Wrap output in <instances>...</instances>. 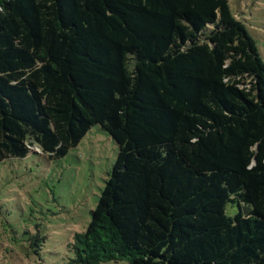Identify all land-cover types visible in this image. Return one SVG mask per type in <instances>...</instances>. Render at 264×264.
<instances>
[{"label": "trees", "instance_id": "obj_1", "mask_svg": "<svg viewBox=\"0 0 264 264\" xmlns=\"http://www.w3.org/2000/svg\"><path fill=\"white\" fill-rule=\"evenodd\" d=\"M93 126L118 152L67 264H264V61L228 0H0V162Z\"/></svg>", "mask_w": 264, "mask_h": 264}, {"label": "rangeland", "instance_id": "obj_2", "mask_svg": "<svg viewBox=\"0 0 264 264\" xmlns=\"http://www.w3.org/2000/svg\"><path fill=\"white\" fill-rule=\"evenodd\" d=\"M228 4L264 61V0ZM117 152L116 142L93 126L62 158L31 152L0 162V264H67L73 257L68 244L86 228ZM26 249L37 254L27 257Z\"/></svg>", "mask_w": 264, "mask_h": 264}]
</instances>
